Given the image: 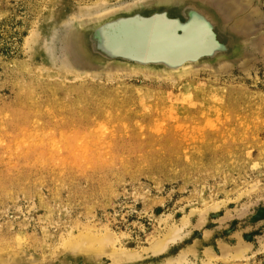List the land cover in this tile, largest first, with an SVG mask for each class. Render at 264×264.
<instances>
[{"label": "rangeland", "instance_id": "rangeland-1", "mask_svg": "<svg viewBox=\"0 0 264 264\" xmlns=\"http://www.w3.org/2000/svg\"><path fill=\"white\" fill-rule=\"evenodd\" d=\"M136 1L0 0V264H264V0H217L259 32L234 64L78 68Z\"/></svg>", "mask_w": 264, "mask_h": 264}, {"label": "water", "instance_id": "water-1", "mask_svg": "<svg viewBox=\"0 0 264 264\" xmlns=\"http://www.w3.org/2000/svg\"><path fill=\"white\" fill-rule=\"evenodd\" d=\"M192 10H196V12L200 14L202 12L205 15L203 17H201V15L196 16V21H204L209 28L210 35L215 34L213 33L214 27L211 26V24H213L216 27V36H223L227 43V32L225 31L227 30L231 32L234 39L238 41L239 47V52L237 54L233 55L231 51L226 56L216 58L211 62L199 63L197 66L198 68L234 64L249 56L255 49V42L259 36V32L246 34L236 28L237 22L245 17L249 10L228 17L220 8L217 0H138L125 7L80 21L72 26L67 34L69 52L72 54L76 66L87 72H132L145 76H160V78L174 77L176 75L170 72L174 69L167 68V70H165L166 73L160 71L169 61L168 58L164 59V56L157 57L156 59L132 58V56H136V53L132 50L134 47L133 45H135V43H139L140 45L143 43L150 44L149 46L152 53L158 49L157 45L162 43H164V48L169 49V40L181 36L184 30L190 25H193V28L198 27L199 24L191 17L192 15L190 13ZM208 11H210L211 14ZM212 14L215 15V17H213ZM161 16L167 17L166 20L169 22L166 23L162 21L165 17ZM134 20H138L137 23H135L134 26L130 25ZM142 20H144V22ZM120 27H124V29L121 31ZM127 27H133L130 33L125 32ZM88 30L91 31L89 41H87L85 45L82 43L83 45L80 47L78 35ZM138 31L142 32L140 34L145 38L137 39L139 33L137 34L134 32ZM111 35H117L116 40L124 36V38L120 40L124 41V43H121L122 47L118 46L116 43L111 47V43H113L114 40ZM129 40L131 41L130 43H128ZM155 40L160 43L151 46ZM108 52L112 57V61L108 63L97 59L98 61L95 60V64H89L88 61L82 59L83 57L95 59L98 56L110 57L106 54ZM128 61L131 63H124ZM131 64H138L141 67H136Z\"/></svg>", "mask_w": 264, "mask_h": 264}, {"label": "bare ground", "instance_id": "bare-ground-1", "mask_svg": "<svg viewBox=\"0 0 264 264\" xmlns=\"http://www.w3.org/2000/svg\"><path fill=\"white\" fill-rule=\"evenodd\" d=\"M203 11V10H201ZM210 14L211 12L208 11ZM192 16V18L196 21L198 15H201V17L205 16L202 12L201 14L196 12V10H192L190 13ZM213 15V14H212ZM161 17H165V16H161ZM213 17H215V15H213ZM167 17H165V19H162V21H165L166 23H168L169 21L166 20ZM169 18V16H168ZM138 20H134L130 25H135V23H137ZM144 22V20H142ZM197 22V21H196ZM195 23V22H192ZM198 27L197 28H193V25H190L187 29L184 30L183 34L181 36H179L178 38H172L171 40H169V49L164 48L163 44H158L157 48L155 50L154 53H152V51L150 50V44H139V43H135V45H133V51L136 53V56H132L138 58H146V59H156L157 57L160 56H164V59L168 58V62L162 67V69L160 70L163 73H166L165 70H167V68L169 69H174L171 70L170 72H172V74L174 75H178L177 72H182V70H197V66L204 62H211L216 58L219 57H224L227 54H229V52H231V54L233 53V55L237 54L239 52V47H238V41L236 39H234V37L232 36L231 32L225 30L227 33V43L225 42H221L220 38H224L223 36H216V32H215V25L211 24L212 27H214V35H210L209 33V28L206 26V23H204V21L202 22H197ZM205 25V27H204ZM217 26V25H216ZM133 27L131 28H126L125 32L126 33H130V31L132 30ZM121 31L122 29H124V27H120ZM82 33V32H81ZM78 35V41H79V45L80 47L83 45L82 43H84V45L86 44L87 41H89L90 38V34L91 31L88 30L87 32H83L82 34ZM134 33H139V35L137 36L139 38H145L142 37V35L140 33L142 32H134ZM118 35V34H117ZM117 35H111L114 40L113 43H111V47L115 45V43L118 46H121V43H124V41H120L124 38V36L119 39L116 40ZM126 35V34H125ZM215 37V38H214ZM127 38V36H126ZM112 39V38H110ZM120 41V42H119ZM131 41L129 40L128 43H130ZM127 43V42H126ZM156 43H160V42H156V40L153 42V44H151V46ZM162 45V46H161ZM160 47V48H159ZM110 56V53H106ZM82 55V54H81ZM89 57V56H88ZM111 57V56H110ZM101 57L98 56L96 59L95 58H82L85 59L86 61H88L89 64H95V60L98 61H102V62H111L112 57ZM98 59V60H97ZM145 61V60H144ZM127 64H130L129 61L128 62H124ZM144 64V63H143ZM134 66H139L138 64H131ZM155 67H157L156 65H154ZM149 67V66H146ZM151 67V66H150ZM154 69H159V68H154ZM173 76V75H172ZM155 77H160V76H155Z\"/></svg>", "mask_w": 264, "mask_h": 264}]
</instances>
